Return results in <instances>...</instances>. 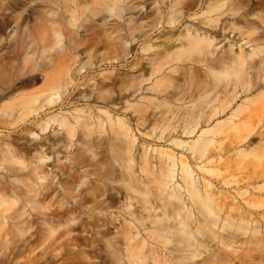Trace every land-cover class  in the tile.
<instances>
[{
  "label": "bare ground",
  "instance_id": "1",
  "mask_svg": "<svg viewBox=\"0 0 264 264\" xmlns=\"http://www.w3.org/2000/svg\"><path fill=\"white\" fill-rule=\"evenodd\" d=\"M55 2L64 15L61 22L49 21L52 45L40 35L25 53H59L43 57L38 86L0 75V99H8L0 102V123L11 116L13 124L25 126V118L55 102L56 94L69 103L77 86L71 75L90 73L92 58L84 54L83 63L66 64L63 30L73 28L84 11L103 24L128 14L117 38L129 49L140 45L142 62L131 78L109 72L82 82L72 103L96 105L50 117L56 132L44 144L33 142L30 158L12 140L0 141V230L6 226L0 241L20 242L19 251L32 263L48 255L69 264H264V201L251 198L240 211H222L224 199L208 184L199 185L184 157L135 146L129 121L113 118L112 106L117 96L150 79L155 98L134 108L136 126L157 131L159 138L199 132L190 142L171 140L195 158L210 154L217 134L264 131L258 125L264 120V0ZM234 35L250 49H234ZM226 109L230 113L219 120ZM45 129L46 122L39 126ZM174 177L180 183L168 190Z\"/></svg>",
  "mask_w": 264,
  "mask_h": 264
},
{
  "label": "rangeland",
  "instance_id": "2",
  "mask_svg": "<svg viewBox=\"0 0 264 264\" xmlns=\"http://www.w3.org/2000/svg\"><path fill=\"white\" fill-rule=\"evenodd\" d=\"M62 15L64 14L60 3L55 2V0H0V75L14 82L35 83V86H38L42 77L41 64H44L42 59L46 54L41 55L38 53L36 55L31 50H28L26 54V48H32L34 40L40 35L46 36V43L52 45L53 38L50 34L49 21L58 22L62 19ZM127 16L128 14L122 12V14L107 18L106 23L103 24L100 21V16L90 17L84 11L79 14L81 18L73 28L63 30L66 37L64 41L65 48L61 53L66 64L73 61H75L74 64L83 63L86 60L84 54H89L92 58L90 73L85 75L83 72H79L71 75L73 83L77 84L76 89L82 90L84 87V85H81L82 82H86L90 77L98 79L102 73L111 72L113 74L116 72L125 78H131L135 75L133 67L140 66L142 62L140 45L137 44L129 49L123 42L124 39L117 38V35L123 34L126 30ZM229 36L232 35L229 34ZM234 39L236 40V48L234 46V49H237L238 46L243 51L250 49L249 44H245L244 39L241 40L236 35H234ZM17 42H20L21 46H18ZM225 44L226 40L224 39L218 46L223 49L226 47ZM49 52L46 56H50L51 59H54L59 53L53 49H50ZM117 52L122 54V58L113 59ZM134 53H136L135 57L133 56ZM24 59L27 60L26 63H24ZM157 78L155 77L153 80ZM150 86V79H141L134 91L117 96L115 103L112 104L113 118L119 117L129 121L128 124L134 135L135 146L138 148L144 146L148 151L154 149L153 155L163 152V156L168 153L174 154L175 159H178L179 156L184 157L199 185L201 183L208 184V189L215 194L214 196L217 195L220 199H224L225 204L222 211L224 209L229 210L232 206L238 207V211H240L242 207H246V202L251 198L264 201V190L255 189L264 185V131L262 128L257 131L253 130L250 133L243 128H236L217 134L213 137V140L216 141V147L212 149L210 154L202 158H195L189 154L185 146H176L171 143V140L190 142L197 137L199 132L180 134L176 131L169 134L163 133L159 138L157 131L152 132L144 126H136L134 108L143 106L149 98H155L149 90ZM76 89L73 91L69 89L68 93L72 91L75 94ZM73 94L68 96V104L61 100L59 94L52 96L56 101L50 102L37 112L27 116L25 126H17L13 124L11 116L6 117L0 123V141L12 140L13 145L21 148L24 156L30 158L35 152L32 143L39 141L44 144L56 132L55 123L48 121L50 117H60L61 115L68 117L70 113H74V110L84 109V104H89L92 109L96 105V103H83V101L72 103L73 99L70 98L72 96L76 97ZM2 101L6 102L8 99H0V102ZM238 103L237 100L233 102L232 110ZM96 109L94 108L95 111ZM229 113L230 110L226 109L222 113L223 115H219L223 116L219 120L227 117ZM242 116L244 114L240 115L241 120L244 118ZM44 122H46V129L39 131V126ZM263 124L264 120L259 122L258 125ZM45 147L44 145L43 149ZM260 171H262L261 176L254 178V174ZM1 175L2 172L0 171ZM247 177H253L254 179H250V183L245 184ZM173 182L175 183L173 184ZM177 182L180 183L178 177H174L168 190L172 189ZM242 192L245 193L242 194ZM185 198L187 197L185 196ZM110 214L113 215V211ZM260 228H264V222L260 225ZM5 230L6 226L0 230V236L4 234ZM13 232L10 231V233ZM107 232L109 235H113V227L109 226ZM245 237L249 238L248 235ZM10 241L6 243L0 241V264H21V261L24 260L22 264H69V260L61 258L49 261L51 256L48 255L41 256L38 261L31 258L35 260L32 263L33 261L25 254V250L24 255L22 251H19L21 250L20 242L18 244L17 240ZM149 246L150 243H148ZM41 247H39V250ZM39 250L37 248L38 252ZM21 255H23L24 260L20 258ZM27 261L30 263H27Z\"/></svg>",
  "mask_w": 264,
  "mask_h": 264
}]
</instances>
